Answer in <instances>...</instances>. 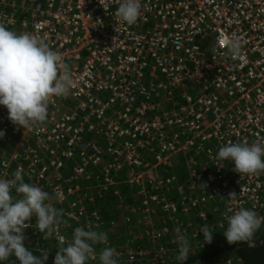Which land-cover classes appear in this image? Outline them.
Returning a JSON list of instances; mask_svg holds the SVG:
<instances>
[{
	"label": "built area",
	"instance_id": "1",
	"mask_svg": "<svg viewBox=\"0 0 264 264\" xmlns=\"http://www.w3.org/2000/svg\"><path fill=\"white\" fill-rule=\"evenodd\" d=\"M139 2L137 23L120 26V0H0V26L45 40L74 82L30 129L0 107V179L20 171L49 193L62 217L54 238L77 227L101 232L94 204L118 188L143 197L116 206L122 223L126 213L150 229L137 232L138 244L107 240L118 264L176 262L177 228L188 257L218 251L194 264H241L216 234L241 208L264 218V172L239 176L215 157L227 144L264 142V0ZM232 36L235 59L223 43ZM205 224L214 236L202 245Z\"/></svg>",
	"mask_w": 264,
	"mask_h": 264
},
{
	"label": "clouds",
	"instance_id": "2",
	"mask_svg": "<svg viewBox=\"0 0 264 264\" xmlns=\"http://www.w3.org/2000/svg\"><path fill=\"white\" fill-rule=\"evenodd\" d=\"M141 15L139 0H120L115 12L120 26L135 25ZM223 43L227 46L226 55L233 59L240 56L238 37L226 38ZM73 86L60 54L50 50L45 40L0 26V107L6 109L14 126L24 130L45 122L51 98L67 97ZM4 135L0 131V139ZM215 159L233 165L232 171L239 176L260 174L264 172V142L227 144L218 150ZM48 200L49 193L24 182L20 171L11 179H0V264H9L12 259L15 264H46L48 255L38 256L25 247L24 230L34 218L40 234L45 238L53 236L60 213ZM262 222L264 218L256 212L241 208L227 217L222 234L229 245L248 243ZM175 231L176 259L178 264H186L191 245L184 232L179 228ZM198 234L203 237L202 245L213 240V230L207 224L201 226ZM56 239L60 248L53 264H88L93 257L98 264H118L116 250L107 246V234L102 231L77 227L70 241L64 235H56ZM97 245H104L98 254Z\"/></svg>",
	"mask_w": 264,
	"mask_h": 264
},
{
	"label": "trees",
	"instance_id": "3",
	"mask_svg": "<svg viewBox=\"0 0 264 264\" xmlns=\"http://www.w3.org/2000/svg\"><path fill=\"white\" fill-rule=\"evenodd\" d=\"M119 190V196H114L110 195L107 196L106 198H103L101 200H97L96 203L94 204V209H97L99 211V215L101 217V221L103 222L102 226V232L107 234V240L110 242H117L122 235L123 231H125V238H128L126 240H134L136 241V244H138L142 239L139 238L138 233L139 229L146 230L148 227L145 225L144 221H141L139 218H135L133 215L126 214V218L131 219L129 223H117V220L119 218V215L116 214V206L118 204H124L127 206L132 207V205H138L141 206V198L143 197H137L136 194H134V191H130L126 189L125 187L123 188H118ZM134 197V198H133ZM175 197V196H174ZM137 207V206H136ZM58 210V208H57ZM59 211V210H58ZM60 213V211H59ZM192 215H194V211L191 212ZM163 215H159L157 217H160ZM194 217V216H191ZM34 220V219H33ZM31 221L32 225L29 227V229L33 228L30 230L29 234H25V240L28 239L31 245H27L26 248L32 250L34 254L38 256H45L48 255V260L46 264H53L54 257L56 255V251L59 250L60 245L58 244V241L54 237L50 238H45L44 234H40L38 232V229L33 225L34 221ZM62 221L61 213H60V220L59 222ZM156 227L153 232H161V229L163 228L162 225H156ZM196 224H192V228H196ZM227 227V224L225 225L224 229L220 232H218L216 235L221 234L225 228ZM150 231V229H148ZM65 236L67 240H71V230H66ZM146 239V237L144 238ZM143 239V240H144ZM125 241L122 239L119 242ZM50 242L54 243L53 247H49L48 244ZM223 242H226V239L223 238ZM36 243V244H35ZM33 245H36L33 247ZM226 248L225 250H230L235 248V254L240 261L241 264H264V233L262 232H256L254 234L253 239L248 242V243H240L236 245H229L226 242ZM99 245L96 246V249H98ZM216 252L218 251H212L209 253H199L196 254L195 256L188 257V260L186 261V264H194L200 260L206 261L209 259V257H212ZM9 264H15L14 259H12ZM88 264H94V263H89ZM98 264V263H95ZM144 264V263H142ZM172 264H178V261L172 263Z\"/></svg>",
	"mask_w": 264,
	"mask_h": 264
},
{
	"label": "rangeland",
	"instance_id": "4",
	"mask_svg": "<svg viewBox=\"0 0 264 264\" xmlns=\"http://www.w3.org/2000/svg\"><path fill=\"white\" fill-rule=\"evenodd\" d=\"M17 34H20V32H18ZM73 102H75V101H73ZM181 173L182 174H184L183 176H186V171L184 170V168H182L181 169ZM136 191V190H135ZM47 203H50L52 206H54L56 209L58 208L53 202H52V200L51 201H47ZM59 210V209H58ZM34 219V218H33ZM34 221V223H33V225H35V219L33 220ZM119 222H120V224L122 223V216H120V218H119ZM31 229H33V228H31ZM31 229H29V228H26L25 230H24V233L26 234V235H28L29 234V232H30V230ZM139 232H142V229H139ZM125 236H126V234H125V231H123V235L119 238V239H115V240H119V241H121L122 239H124L125 238ZM26 237V236H25ZM50 238V237H49ZM119 241H117V242H113V245H116ZM25 243V247L27 246V245H31L30 244V242L28 241V239L24 242ZM36 244V243H35ZM36 245H33V247H35ZM48 246L49 247H53L54 246V243L53 242H50L49 244H48ZM97 250L98 249H96V252H97ZM89 262V261H88ZM90 263V262H89ZM98 263V262H97Z\"/></svg>",
	"mask_w": 264,
	"mask_h": 264
},
{
	"label": "crops",
	"instance_id": "5",
	"mask_svg": "<svg viewBox=\"0 0 264 264\" xmlns=\"http://www.w3.org/2000/svg\"><path fill=\"white\" fill-rule=\"evenodd\" d=\"M26 241V240H25Z\"/></svg>",
	"mask_w": 264,
	"mask_h": 264
}]
</instances>
